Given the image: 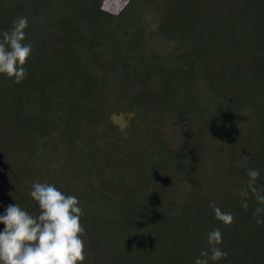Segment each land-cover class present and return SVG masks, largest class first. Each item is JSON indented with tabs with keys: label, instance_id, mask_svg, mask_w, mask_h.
Here are the masks:
<instances>
[{
	"label": "trees",
	"instance_id": "trees-1",
	"mask_svg": "<svg viewBox=\"0 0 264 264\" xmlns=\"http://www.w3.org/2000/svg\"><path fill=\"white\" fill-rule=\"evenodd\" d=\"M18 17L33 52L20 84L0 75V215L38 214L31 184L67 168L38 144L36 94L65 118L60 140L86 179L63 191L84 210V264H194L214 228L228 256L209 264H264L256 200L245 210L240 196L249 169L264 190V0H125L116 14L99 0H0V34Z\"/></svg>",
	"mask_w": 264,
	"mask_h": 264
},
{
	"label": "clouds",
	"instance_id": "clouds-1",
	"mask_svg": "<svg viewBox=\"0 0 264 264\" xmlns=\"http://www.w3.org/2000/svg\"><path fill=\"white\" fill-rule=\"evenodd\" d=\"M27 17H18L12 21L10 30L0 34V75L7 76L20 84L27 77L26 65L31 58L33 45L25 43ZM249 157L238 160L237 167H245ZM248 183L240 190L241 207L249 208L246 202L249 193L254 196L257 207L253 217L257 225H264V190L256 184L260 177L259 169H249L246 173ZM30 197L37 204L39 213L33 215L19 204H10L0 215V264H84L86 248L85 227L82 224L84 210L77 196L67 195L55 185L33 182ZM215 218L225 226L234 223L230 212L222 211L215 202L211 205ZM223 234L214 228L207 235L206 250H202L194 264H209L228 256L220 245Z\"/></svg>",
	"mask_w": 264,
	"mask_h": 264
},
{
	"label": "rangeland",
	"instance_id": "rangeland-1",
	"mask_svg": "<svg viewBox=\"0 0 264 264\" xmlns=\"http://www.w3.org/2000/svg\"><path fill=\"white\" fill-rule=\"evenodd\" d=\"M102 1L103 10L116 14L121 8L125 5V0H99ZM151 32L155 31V26H151ZM27 103H29V112L28 115L31 120L39 125L43 132L38 138L39 143L48 142L51 144V149L54 151V155L64 161V164L67 165V168L60 172L59 174H55L49 184L55 185L59 190L64 191L66 188H70L72 186H77L86 182L85 176L78 170H76L74 161H76V155L74 150L67 147L66 143L61 142L60 136L68 132L67 124L65 118L60 119L58 122L57 115H53L52 113H44L47 110L46 102L39 95H32L31 98H26ZM53 120H52V119ZM63 120V121H61ZM114 120L119 125H124L125 120L122 117H115ZM11 149L14 151L17 149L22 150L23 146L20 143H13L11 145ZM69 161V165H68ZM33 159H30L27 167H32ZM48 183V182H47Z\"/></svg>",
	"mask_w": 264,
	"mask_h": 264
}]
</instances>
